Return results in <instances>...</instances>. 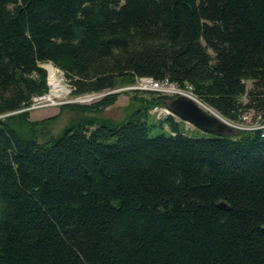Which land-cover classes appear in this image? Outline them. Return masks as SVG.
Wrapping results in <instances>:
<instances>
[{
	"label": "trees",
	"instance_id": "trees-1",
	"mask_svg": "<svg viewBox=\"0 0 264 264\" xmlns=\"http://www.w3.org/2000/svg\"><path fill=\"white\" fill-rule=\"evenodd\" d=\"M48 63L74 98L149 78L238 122L264 113V0H0V264H264V135L188 136L150 119L176 96L133 91L39 142Z\"/></svg>",
	"mask_w": 264,
	"mask_h": 264
},
{
	"label": "rangeland",
	"instance_id": "rangeland-1",
	"mask_svg": "<svg viewBox=\"0 0 264 264\" xmlns=\"http://www.w3.org/2000/svg\"><path fill=\"white\" fill-rule=\"evenodd\" d=\"M47 65H51V64L49 63L41 64L40 68L43 69L46 73V77H47L46 84L48 87V92L43 96L34 98L35 100L34 99L32 100L31 106L25 109V111H28V116L31 121H40L42 119H46L54 115H58V117L54 121L49 122L45 125H40L37 128L36 138L39 142H44L51 138L56 137L66 127L74 123H77L79 121L102 120V119H108V120H112L115 122L122 121L130 113H132V111L137 106L133 100V97L137 95L136 93H133V91H137V90L133 89V87L138 85L137 83L138 81L133 86L119 87L116 90L104 92L102 94L87 95V96L74 98L70 95L71 89H70V85H69L67 78L64 76L63 72H61L58 69H57L56 76L60 80L61 91L58 92V94H54V91L50 84L49 73L45 68V66ZM246 85H247V88L250 87V83H247ZM115 93L118 94V99L116 103L106 108L102 113H98V114L78 113V112H73L69 110H60V106L67 105V104L91 105L101 100L104 96H106L105 94L111 95ZM242 101L245 103L246 99L243 98ZM198 103H200L206 109H209L215 116L218 115L212 109L203 105L200 101ZM159 110H166V109L163 108V109H158L156 111L152 110L150 112V115H151L150 119L155 120V119L166 116V114H163L162 112H158ZM251 114H252L251 111H248V112H245L243 115H247L248 117H250ZM175 120L178 121L179 119L175 117ZM180 122H181L182 128L184 129L185 133L188 136L202 137L206 135L200 130L194 128L192 125L185 123L183 121H180ZM226 122L230 123L228 121ZM12 126L24 136L26 137L29 136L28 127L26 126L20 127L16 123H12Z\"/></svg>",
	"mask_w": 264,
	"mask_h": 264
},
{
	"label": "water",
	"instance_id": "water-1",
	"mask_svg": "<svg viewBox=\"0 0 264 264\" xmlns=\"http://www.w3.org/2000/svg\"><path fill=\"white\" fill-rule=\"evenodd\" d=\"M167 109L174 117L206 135L220 137L235 133L223 118L215 116L209 109H204L189 97L182 95L169 100Z\"/></svg>",
	"mask_w": 264,
	"mask_h": 264
},
{
	"label": "built area",
	"instance_id": "built-area-1",
	"mask_svg": "<svg viewBox=\"0 0 264 264\" xmlns=\"http://www.w3.org/2000/svg\"><path fill=\"white\" fill-rule=\"evenodd\" d=\"M138 85L133 87V89L137 91H150L157 92L159 94H175V95H183L184 93L197 103L199 102L191 93L190 88H186L185 90L178 89L175 85L169 83L168 81L158 82L149 78H141L137 80ZM35 100V99H34ZM201 105L200 103H198ZM202 106V105H201ZM203 107V106H202ZM158 112H162L163 114H167L166 110H159ZM251 116L242 115L238 122H230L229 126L235 131H243V132H260V134L264 135V113H255L251 111Z\"/></svg>",
	"mask_w": 264,
	"mask_h": 264
},
{
	"label": "bare ground",
	"instance_id": "bare-ground-1",
	"mask_svg": "<svg viewBox=\"0 0 264 264\" xmlns=\"http://www.w3.org/2000/svg\"><path fill=\"white\" fill-rule=\"evenodd\" d=\"M45 68H46V70L49 73L50 84L52 86L54 94H58V92L61 91V86H60L61 84H60V80L56 76L57 69L54 66H52V65H47V66H45ZM147 92H150V91H147ZM165 95H170V94L168 93V94H165ZM174 95L175 94H171V96H174ZM175 96L178 97V96H182V95H175ZM184 96L188 97L185 93H184ZM204 109H206V108L204 107ZM166 111H167L166 116L172 115L167 109H166ZM217 117H219V115H217Z\"/></svg>",
	"mask_w": 264,
	"mask_h": 264
}]
</instances>
